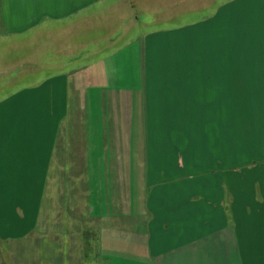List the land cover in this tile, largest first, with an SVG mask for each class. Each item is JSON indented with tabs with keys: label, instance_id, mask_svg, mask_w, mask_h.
Wrapping results in <instances>:
<instances>
[{
	"label": "crops",
	"instance_id": "1",
	"mask_svg": "<svg viewBox=\"0 0 264 264\" xmlns=\"http://www.w3.org/2000/svg\"><path fill=\"white\" fill-rule=\"evenodd\" d=\"M214 1L0 0L3 241L36 247L81 192L101 264H264V167L235 173L228 130L218 156L233 94L202 69L256 0Z\"/></svg>",
	"mask_w": 264,
	"mask_h": 264
},
{
	"label": "rangeland",
	"instance_id": "2",
	"mask_svg": "<svg viewBox=\"0 0 264 264\" xmlns=\"http://www.w3.org/2000/svg\"><path fill=\"white\" fill-rule=\"evenodd\" d=\"M219 1L222 0L214 1L208 9H213ZM211 2H208V5ZM252 2L235 4L233 25L229 27L232 29L230 40L233 41L228 50V63H225L223 59V63L219 61L216 65H203L202 67V69L207 68L216 73L219 89L223 85L224 90L233 94L231 113L210 115L212 123L215 122L213 128H217L218 156H223L220 151H223L226 130H228L227 136L233 137V154L229 158L230 153H228L227 161L232 159L234 169L239 170L235 173L241 177L243 173L239 168L251 167L254 164L264 167V0ZM243 4L247 5L242 6ZM247 6L249 8L244 9ZM194 17L185 13L182 19ZM229 78L231 79L229 80ZM204 84L205 82H203ZM219 100H221L220 97ZM204 118L205 114H203V121ZM258 181L264 186V169L259 172ZM51 184L50 181L49 185ZM47 193L50 195L51 192L47 190ZM80 194L81 192L77 193L78 198H76V192H74L72 197L73 203H76V207L71 208V212L74 213L71 214L74 217L68 215V220L64 225L62 222V224H44L40 230L43 237L36 241V247L34 243L39 236L38 230H32V234L20 241H3L0 238V264H101L95 234H90L88 243L86 240L84 242L83 236H79L85 230L81 225L84 206ZM73 203H71V207ZM49 206L48 203L44 205V214L48 213ZM52 212L54 213V210ZM72 219L77 220L73 221ZM60 226L61 229L63 228L62 231ZM11 227H15L11 232L20 229V226L16 225ZM0 230L6 231L2 226H0ZM35 232L38 233L35 234ZM70 234L73 236L77 234L82 243L77 251L75 250L77 242L74 239L68 244L62 241L67 240ZM40 236L42 235L40 234ZM57 239H61L59 240L61 242ZM88 246L89 248H87Z\"/></svg>",
	"mask_w": 264,
	"mask_h": 264
}]
</instances>
